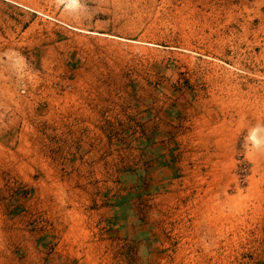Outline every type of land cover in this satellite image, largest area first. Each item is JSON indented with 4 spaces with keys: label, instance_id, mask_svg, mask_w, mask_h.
Returning a JSON list of instances; mask_svg holds the SVG:
<instances>
[{
    "label": "rangeland",
    "instance_id": "374dc122",
    "mask_svg": "<svg viewBox=\"0 0 264 264\" xmlns=\"http://www.w3.org/2000/svg\"><path fill=\"white\" fill-rule=\"evenodd\" d=\"M101 101L105 162L87 167ZM40 144L70 146L52 174L83 179L54 198L104 192L135 226L120 264H264V0H0V224L32 201Z\"/></svg>",
    "mask_w": 264,
    "mask_h": 264
},
{
    "label": "crops",
    "instance_id": "0c3cea01",
    "mask_svg": "<svg viewBox=\"0 0 264 264\" xmlns=\"http://www.w3.org/2000/svg\"><path fill=\"white\" fill-rule=\"evenodd\" d=\"M94 109L87 113L85 129L89 138L98 137V143L82 145V152L87 153V167L103 166L107 148L104 102ZM153 141V138L145 139L147 153L154 151ZM162 147L158 169L166 183L177 170L167 140ZM68 149L72 150L70 146L59 150L55 144L38 146L39 159L29 162L35 174L27 176L34 184L32 201H29L32 190L29 194L20 193L18 222L0 224V264H120L123 232L129 233L135 226L123 227L122 215L117 212L119 207L107 208L104 192L91 196V192L78 186L63 195L58 192L54 198V183H83L82 176L75 172L66 176L52 174L63 167L72 168V160L55 158L57 153ZM47 151L50 157L43 159L42 154ZM31 215L33 223L27 222V216Z\"/></svg>",
    "mask_w": 264,
    "mask_h": 264
}]
</instances>
